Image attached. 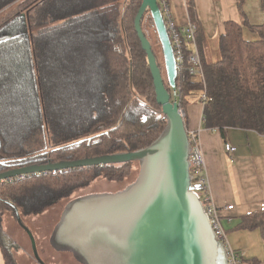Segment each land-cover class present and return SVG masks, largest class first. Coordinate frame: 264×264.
Segmentation results:
<instances>
[{"label": "trees", "instance_id": "1", "mask_svg": "<svg viewBox=\"0 0 264 264\" xmlns=\"http://www.w3.org/2000/svg\"><path fill=\"white\" fill-rule=\"evenodd\" d=\"M156 1L170 36L168 0ZM141 2L0 0V173L33 164L134 152L158 137L165 120L134 29ZM260 2L264 15V0ZM243 3H237L241 24L228 21L223 25L218 59L209 63L201 59L206 100H201L203 86L198 79L186 73H178L175 79L185 125L187 107L200 104L203 128L218 131L222 139L231 128L264 134V21L251 26ZM189 18L196 27L201 51L203 29L192 15ZM141 28L171 95L148 10ZM244 29L252 32L255 40H247ZM134 164L77 168L0 182L3 264H16L19 250L7 233L10 219L18 225L19 217L25 226L24 218L53 211L60 202L72 201L75 193L97 181L124 183ZM224 230L226 235L257 231L264 261L263 210L240 216ZM260 262L257 258L247 261Z\"/></svg>", "mask_w": 264, "mask_h": 264}, {"label": "water", "instance_id": "2", "mask_svg": "<svg viewBox=\"0 0 264 264\" xmlns=\"http://www.w3.org/2000/svg\"><path fill=\"white\" fill-rule=\"evenodd\" d=\"M147 10L161 45L172 99L141 28ZM134 29L165 120L158 137L134 152L16 168L0 173V182L77 168L137 163V176L124 189L69 201L53 228L50 246L70 253L80 264H229L224 244L215 236L198 194L189 190L191 147L185 114L174 95V54L156 0H142ZM17 223L31 242L33 259L44 264L33 236L19 217Z\"/></svg>", "mask_w": 264, "mask_h": 264}, {"label": "crops", "instance_id": "3", "mask_svg": "<svg viewBox=\"0 0 264 264\" xmlns=\"http://www.w3.org/2000/svg\"><path fill=\"white\" fill-rule=\"evenodd\" d=\"M237 3L238 0H168V9L171 24L175 27L183 28L190 15L200 23L204 41L199 54L204 62L209 63L218 59V38L224 32V23L242 22ZM243 13L251 26L263 24L260 0H244ZM243 35L249 41L256 38L247 29L243 30ZM202 111L199 104L189 105L186 127L199 132L215 205L222 210L233 206L231 211L224 212V215L232 217L231 222L222 221L224 228L228 229L240 216L264 211V134L231 128L225 130L222 139L218 131L203 128ZM225 144L234 147L235 152H226ZM227 241L237 255L239 264H248L247 261L252 258L264 264L257 231L231 233L227 235ZM22 257V251L18 250L16 264L22 261ZM0 264H3L1 252Z\"/></svg>", "mask_w": 264, "mask_h": 264}, {"label": "built area", "instance_id": "4", "mask_svg": "<svg viewBox=\"0 0 264 264\" xmlns=\"http://www.w3.org/2000/svg\"><path fill=\"white\" fill-rule=\"evenodd\" d=\"M168 29L170 34V36H168L174 54L177 74L186 73L188 76L198 79L203 86L201 100L205 101V75L196 43L195 25L189 20L186 25L181 28L180 32H177V30H175V26L172 24H170ZM185 51L188 52V55H185ZM174 95L177 101L178 96L176 89ZM187 134L191 147L189 153V190L198 194L200 201L203 204V208L206 214L208 215L209 223L215 236L224 244V247L227 252L228 263L239 264L237 255L228 244L227 235L225 233L222 223L223 220L228 223L231 222L232 217L224 215V212L231 211L233 209V206H227L222 210L215 205L208 178L205 156L199 137V132L194 130H188ZM224 150L229 153L235 152V148L230 146L229 144H225Z\"/></svg>", "mask_w": 264, "mask_h": 264}, {"label": "rangeland", "instance_id": "5", "mask_svg": "<svg viewBox=\"0 0 264 264\" xmlns=\"http://www.w3.org/2000/svg\"><path fill=\"white\" fill-rule=\"evenodd\" d=\"M1 36V35H0ZM171 99L173 98L172 92L170 95ZM134 171L131 174L130 178L124 183L121 184H113L106 183L105 181H97L88 189L75 193L71 199H75L78 197H82L85 195H89L90 193L102 192V193H114L122 190L128 184L132 183L138 173V165L134 164ZM68 203V200L60 202L56 208L47 212L40 216L34 217H26L24 218L25 227L29 230L31 235L33 236L35 248L37 243V251L39 252L40 257L45 260L44 264H79L73 258L70 253L64 252H56L49 244V238L53 231V228L57 221L59 220L60 214L64 208V206ZM7 233L12 237L14 241L19 246V250L22 251L23 257L22 261L19 264H37L31 255V242L29 238L26 236L21 228L14 222V220L10 219L9 224L7 223ZM231 234V233H230ZM228 234V235H230ZM36 240V242H35ZM254 247L255 244L253 243ZM259 248V246H258Z\"/></svg>", "mask_w": 264, "mask_h": 264}, {"label": "bare ground", "instance_id": "6", "mask_svg": "<svg viewBox=\"0 0 264 264\" xmlns=\"http://www.w3.org/2000/svg\"><path fill=\"white\" fill-rule=\"evenodd\" d=\"M210 102V101H209ZM195 104V103H194ZM177 106H178V102H177ZM189 109V108H188ZM186 112V111H185ZM113 135V134H112ZM1 136V135H0ZM116 136V135H115ZM3 139H4V137H3ZM135 141V140H134ZM113 142V141H112ZM109 144V143H108ZM116 143H114V145H115ZM117 145V144H116ZM115 145V146H116ZM114 147V146H113ZM117 148V147H116ZM119 148V147H118ZM105 152V151H104ZM7 163V162H6ZM52 163V162H51ZM40 176V175H39ZM49 176H51V175H49ZM8 181V180H7ZM22 216V215H21ZM12 220V219H11Z\"/></svg>", "mask_w": 264, "mask_h": 264}, {"label": "flooded vegetation", "instance_id": "7", "mask_svg": "<svg viewBox=\"0 0 264 264\" xmlns=\"http://www.w3.org/2000/svg\"><path fill=\"white\" fill-rule=\"evenodd\" d=\"M38 250V249H37ZM56 252H59V251H56ZM39 253V252H38ZM61 253H64V252H61ZM68 253V252H67ZM33 258V257H32ZM35 261V260H34ZM77 262V261H76ZM78 263V262H77ZM80 264V263H79Z\"/></svg>", "mask_w": 264, "mask_h": 264}]
</instances>
